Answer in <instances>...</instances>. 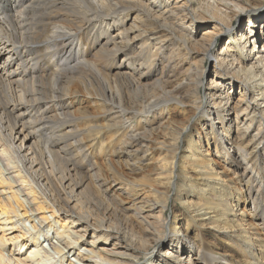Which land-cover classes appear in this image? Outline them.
I'll return each instance as SVG.
<instances>
[{
	"label": "bare ground",
	"instance_id": "obj_1",
	"mask_svg": "<svg viewBox=\"0 0 264 264\" xmlns=\"http://www.w3.org/2000/svg\"><path fill=\"white\" fill-rule=\"evenodd\" d=\"M263 6L0 0V264H264V44L234 27Z\"/></svg>",
	"mask_w": 264,
	"mask_h": 264
},
{
	"label": "rangeland",
	"instance_id": "obj_2",
	"mask_svg": "<svg viewBox=\"0 0 264 264\" xmlns=\"http://www.w3.org/2000/svg\"><path fill=\"white\" fill-rule=\"evenodd\" d=\"M196 18V17H195ZM194 18V24H195V26L196 27H200V28H202V29H199V31H197V29H193L194 30V34H195V36L196 37H198V39H202V40H205V37H208V39L210 38V36L209 35H211L210 33L211 32H213V31H216V30H214V28H210V29H208V28H203L202 26V24L203 23H205V22H203V21H201L200 19L199 20H197V19H195ZM133 19H131V17H129V18H127V24L128 23H131V21H132ZM201 23V24H200ZM253 25V26H252ZM234 27L237 29V28H241V30H244V29H249V30H251V32L252 31H255V33H252V34H255V35H252V37H251V47H253V45H254V42H255V44L257 45V47H259V49H262L263 48V44H264V6L262 7V8H260L259 10H258V15L256 16V18H254V17H251V22H250V18L248 17V16H243V17H240L239 19H236L235 20V22H234ZM207 30V31H206ZM225 30H227V29H225ZM204 31H205V33H204ZM190 32H191V30H190ZM258 33L260 34V36H261V38H262V40H261V42H258V41H256V35H258ZM250 34V33H249ZM206 35V36H205ZM231 40V41H230ZM231 45H233V40L230 38V36H229V34H225V33H222V34H220L219 36H218V39H217V41H216V46H215V53H218L221 49H223V48H225L226 46H231ZM151 49H153V48H151ZM214 59L213 58H211V56L210 55H207L206 56V60H205V67H206V70H207V73H206V77H205V80H204V83L206 82V78H207V75H209L208 77H210V74H212V71L214 70ZM235 82H237V88L239 89L240 88V84L238 83V81H235ZM239 95H240V93H238L237 95H236V98H235V102L233 103V105L235 106L234 108H233V111H232V114L233 115H236L237 113H236V105L238 104V98H239ZM186 108H183V107H181V106H177V105H171V114H172V117L174 118V120H175V122H179L180 121V119H181V121H185V122H187L188 121V119L187 118H189L188 117V115H191L192 114V111H190L191 110V106H185ZM184 109H188V114L184 111ZM169 112V113H170ZM183 119V120H182ZM178 120V121H177ZM173 125H176V123H174ZM164 138H165V136H164ZM194 139H195V141H198L197 139H198V137L197 136H194ZM199 142V141H198ZM205 142V143H204ZM207 141L206 140H204L203 139V144L205 145V147L206 148H208L209 146H208V144L206 143ZM198 145L200 144L201 145V142H199V143H197ZM199 145V146H200ZM185 148H186V146H187V143L185 142ZM0 150H2L3 151V149L2 148H0ZM211 150H212V147H211ZM182 154L184 155L183 156V158H187L186 156L188 155V152L184 149V151L182 152ZM186 155V156H185ZM3 156H4V159H5V162H8V161H10L11 163V165L13 166V165H16L15 163H14V161L10 158L9 159V155H7V153L6 152H4L3 153ZM223 158L221 157V156H219V158L217 159V163H216V169H217V171H220V170H222L223 169V166H224V164H223ZM155 162V161H154ZM160 162H157V164H159ZM226 164H230V165H234V164H232V162L231 161H227L226 162ZM18 167L17 166H14V168H13V170H14V173L17 175V177H21L22 176V174L21 173H19L18 171V169H17ZM242 169V168H241ZM18 170V171H17ZM21 172V171H20ZM190 174H192V175H196L195 174V172H190ZM22 179V178H21ZM22 181H23V185H25L26 186V188L27 187H29V186H27L26 184H27V182L25 181V178L24 179H22ZM1 187H2V184L0 185ZM1 187H0V191H1ZM2 189H3V187H2ZM28 191V190H27ZM36 194H38V193H36ZM31 195H35V194H31ZM180 200H178L177 202H173L172 204H171V207H172V205L174 206L173 207V210H174V212H176V213H178L179 214V217H180V219H181V222H182V224H183V228L185 229L186 227H187V224H188V219H187V216H186V214L184 213V210H183V208H182V206H181V204H180V202H179ZM6 204H7V202H6V199H4V195L3 194H0V235H2V233L5 231V233L7 234V235H9L8 234V229H6L7 227H9V225H6V224H3V221H5V218L7 217V214L6 213H1L2 211H3V208L6 206ZM241 212V210H240V208L239 209H237V211H236V213H240ZM171 210L169 211H167V213H166V217H168V216H170L171 215ZM186 225V226H185ZM15 232H18V231H15ZM50 234H52V230L50 231ZM193 234H195V233H193ZM189 235H191V234H189ZM214 235V233H212V232H208V234H206V237L208 238V239H211V238H215L216 240L213 242V241H211V246L216 250V251H218L219 252V254H224V253H226V252H229L230 253V247L231 246H233V244H231L229 241H228V239H227V237L225 238V239H222V238H217V237H214L213 236ZM11 240V239H10ZM47 244H48V242H44L43 243V246H47ZM13 247H16V248H19V247H17V246H13L12 245V243L9 245V249H12ZM187 247L188 248H190V245L189 244H187ZM49 249V248H48ZM50 251H51V249H49ZM30 249H28L24 254H23V256H22V258H24V257H27L29 254H30ZM72 258V257H71ZM69 260H71V259H69ZM144 262L143 263H146V260H143ZM77 262H79V261H77Z\"/></svg>",
	"mask_w": 264,
	"mask_h": 264
}]
</instances>
